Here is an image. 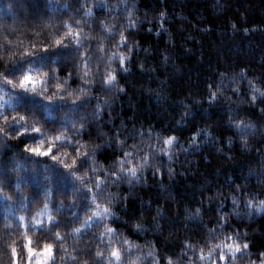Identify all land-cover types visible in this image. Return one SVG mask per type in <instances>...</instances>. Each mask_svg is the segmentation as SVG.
<instances>
[{
  "label": "trees",
  "instance_id": "1",
  "mask_svg": "<svg viewBox=\"0 0 264 264\" xmlns=\"http://www.w3.org/2000/svg\"><path fill=\"white\" fill-rule=\"evenodd\" d=\"M117 2L0 0V44L10 48L15 59L20 61L25 47L30 48L33 42L50 44L54 35L65 31L62 26L65 20H70L73 27L75 20H82L84 31L98 37L104 35L99 21L115 16L113 24L118 32L127 21L121 8L109 11ZM65 3L69 5L67 9L61 7ZM80 3L87 6L91 3L93 14L87 18V23L83 22ZM125 3L134 7L133 20L136 21V27L124 29L132 45L126 63L128 71L119 69L118 60L111 63L123 91L102 84L106 57L98 59L96 40L86 39L81 51L88 49L91 54L92 74L87 77L91 81L88 84L80 79L77 64H82L84 58L78 53L43 69L35 56L30 57L31 68L45 72L55 68L54 75L60 82L67 77V91L87 89L76 105L66 91H61L59 94L64 100L57 98L50 105L55 109L54 115L35 110L41 104H49L39 91L46 86L48 91L44 94L53 95L55 79H48L37 94L24 93L0 82V99L13 103L0 114L25 115L29 124L42 126L48 134L60 127L63 117L83 123L84 128L74 139L97 146V171L89 170L85 182L94 181L97 175L103 178L106 171L115 170L110 161H115L117 156L123 157L124 150L135 152L131 148L133 144L141 149L136 155L142 156L145 150L152 151L149 142L161 147L162 137L174 135L177 140L170 150L172 159L156 153L155 159L138 173L139 181L132 183H128L126 175L119 180L110 175L105 178L101 191L114 194L110 197L114 215L99 222L93 220L90 226L86 225L73 235L69 229L84 219L86 208L90 206L87 197L91 194L81 188L75 194L76 201L70 203V180L58 186L56 177L50 173L47 180L44 178V166L51 169L53 162L24 150L25 144L33 146L41 138L38 134L19 137L11 131L7 137L0 134V187L5 195L13 197L5 200L0 196V264H10L8 243L15 241L18 252L21 251V233L25 231L35 239L48 237L55 244L54 259L49 264H80L85 258L89 259V264H94L91 254L97 247L107 248L109 237L99 236L105 224L116 230L115 246L127 247L122 245L124 238L137 245L132 252L141 254L140 264H153V256L144 255L150 249L160 264H166L167 258H172L175 264H187L190 258L193 264H203L197 258L199 249L206 250L209 241L224 240L231 233H238L240 242L249 244V249L236 264H248L249 259L258 261L259 253L264 251V212L252 210L249 213L246 200L251 194L257 199L264 198V111L261 110L264 98L257 94V102L252 103L249 84L251 81L264 88V0H125ZM160 12L165 16L160 17ZM5 36L13 43L7 44ZM116 39L118 35L114 33L105 41L109 51H114L111 44ZM30 51L38 53L39 49L30 48ZM120 51H127V48L121 45ZM12 59L0 53V71ZM23 67L28 69L29 64L24 62ZM240 69H244L243 74ZM20 74L13 73L9 78L15 79ZM217 88V98L209 101L207 97ZM20 96L35 102V107L30 104L31 110L26 112L20 106ZM97 103L101 105L99 116L94 115ZM229 118L241 121L242 125H252L245 129L246 140L241 139L240 130L229 123ZM3 124L0 119V126ZM11 127L19 125L11 124ZM198 129H206L211 135L200 131L196 144H190L192 134ZM72 131L69 123L66 135ZM117 138L124 141L121 147L116 144ZM245 143L248 147H242ZM37 161L39 163H35ZM152 165L161 171L154 172ZM88 167L90 169V162ZM169 167L171 175L167 171ZM45 187L52 192L49 203L53 210L64 204L59 214L52 212L58 217L65 236L61 241L53 240L50 232L38 226L34 228L29 222L44 203L42 189ZM93 191L97 190L93 187ZM65 192L69 197L62 195ZM21 194L27 198L23 208L20 207ZM233 195L238 197L240 204L232 202ZM107 199L105 196L104 200ZM196 208L200 209L199 215L195 214ZM221 212L228 213L223 221L219 219ZM21 215L26 217L27 228L19 227ZM5 218L12 222L10 228L4 227ZM137 223L142 226L140 229L133 227ZM185 241L194 247L187 248ZM61 244L77 256L76 261L68 259ZM128 258L125 253L124 259Z\"/></svg>",
  "mask_w": 264,
  "mask_h": 264
},
{
  "label": "snow or ice",
  "instance_id": "2",
  "mask_svg": "<svg viewBox=\"0 0 264 264\" xmlns=\"http://www.w3.org/2000/svg\"><path fill=\"white\" fill-rule=\"evenodd\" d=\"M61 7L67 9L69 5L67 3L61 5ZM80 7L83 9L81 16L83 18V22L87 23V18H90L93 14L91 8L85 3H80ZM160 17L165 16L164 12L159 13ZM75 27H73V23L70 20H65L62 22V26L65 31L59 33L58 35H54L51 43H36L33 42L30 45L31 49H39V52L30 51L29 47H25L24 51L21 53L20 61L15 59V54L12 50L5 46V44H0V53H6L8 56L13 57L11 63L3 70L0 71V82L11 85L13 88H18L22 90L24 93L37 94L40 86H44L47 84L48 79H55L57 82L54 84V88L56 92L53 95H45L48 91L47 87H43L42 90L39 91V94L42 96V99L48 101L49 104L44 105L41 104L36 111H40L41 114L46 115H54L55 109L50 107L51 103L54 102L55 99L64 100V96L60 95L61 91H66L67 96L71 99L73 105H76L77 101L80 100L81 96L87 92L85 88H79L78 90L67 91V77L63 82H60L58 77H55L54 73L56 71L55 68H51L50 71H41L47 67L51 63H58L61 59L78 53L79 57L84 58L82 64H77L78 71L81 72L80 79L84 81L85 84L91 83L87 79L92 73L90 68V59L91 54L88 49H84L81 51L83 46V42L86 39H94L96 40L95 50L100 54L98 59H104L106 57L107 66L104 69V74L101 77V82L105 87H116L118 91H123V87L118 85V78L116 74V70L111 67V63L113 61L118 60V67L121 71H128L126 66L128 55L132 51V45L128 43V36L126 35L124 29L127 27H136V21L130 19L126 26H121V29L117 32L115 25L109 22H105V20H100L99 25L102 29L104 35L101 36H93L91 32H85L83 27H81L82 20H75ZM161 27L163 25L161 24ZM247 31V29H245ZM118 35V39L114 40L111 44V49L114 51H109L106 47L105 41L109 39L113 34ZM39 35V34H37ZM4 41L7 44L13 43L10 41L7 36L4 37ZM69 41L71 43H69ZM21 44L23 42H20ZM124 45L127 48V51H120V46ZM20 46L19 44L17 45ZM74 46V47H73ZM50 48H55L56 51H49ZM35 56L36 61L40 64V69L31 68L32 60L30 57ZM27 62L29 64V68L25 69L23 67V63ZM82 69V70H81ZM19 72L21 73L17 78L10 79L9 77L13 74ZM33 72L38 73L37 75H33ZM223 75V74H222ZM250 88L253 92L251 96V102H257V94L259 97L264 98V88L258 87L255 83L249 82ZM238 91V89H237ZM217 92H219V88L216 91H212L207 97L209 101H214L217 98ZM20 101L24 110L30 111L29 105L31 104L33 108L35 107V102L27 100L24 96H20ZM108 102L105 101V104ZM4 107V105L0 104V108ZM100 103L95 105L96 112L94 115L99 116ZM15 110V109H14ZM264 111V109H261ZM0 119L3 120V126H0V134L7 137L9 132H15L16 136H25L29 133L38 134L41 138L33 145L29 146L27 144L24 145L25 152L30 155H34L37 157L48 158L53 162L54 167L51 169L48 165L44 166V178L47 180L49 173L52 176L56 177L57 184L62 185L66 180H70L72 182L70 203L76 201V193L80 192L81 188L87 189L88 193L91 195L87 198L90 200V206L86 208L84 219L81 220L78 226L71 227L69 229V233L75 235L81 232V229L86 225L90 226V222L96 220L97 222L101 220L107 219L109 215H114L112 209L110 207L111 204V193H103L102 194V184L104 179L109 175L111 177L116 178L117 180L121 179L122 176L126 175L128 178V183H132L133 180L139 181L138 173L141 172L146 166L150 164L152 159H155L156 153H163L168 157L169 160L172 159L170 154V150L174 146L177 137L174 135H168L161 138L160 142L162 144L161 147H157L155 143L149 142V147L152 151H144L142 156L136 155L137 152H140L141 149L137 147V144L131 145L132 149H135V152L124 150L123 157L117 156L115 161H110L115 166V170L109 172H105L104 177L96 176L94 181L85 182L86 178L89 176V170L93 173L97 171L96 160H95V149L96 145H89L86 142L82 143L80 140L74 139L76 136L80 134L81 129L84 128V124L77 121H69L67 117H63V123L60 127L53 131L52 134H48L45 129L36 124H29L27 122V117L25 115H20L17 113L16 116L9 117L7 115L0 114ZM21 121H24V124H20ZM71 124L72 133L66 135L68 132V124ZM229 123L234 124L237 127H240L242 122H237L231 120L229 118ZM11 124L19 125L18 128L11 127ZM252 125H245L246 128H251ZM203 131L205 135H211V133L207 132V130L198 129L197 132L192 134V139L189 140L190 144H196L197 133ZM245 130H241L242 138L244 136ZM35 139V137H33ZM116 144L118 147H121L124 144V141L119 138L116 139ZM242 147H248L247 143L243 144ZM91 149L90 151L88 149ZM139 161V163H138ZM91 164L89 169L88 164ZM35 163H39L38 161ZM58 166V167H55ZM17 167H20L17 164ZM100 167H104V165H100ZM154 172H160L161 169L152 165ZM62 169V170H61ZM168 173H172V169H167ZM5 180L7 177L4 178ZM93 187L97 190L93 191ZM19 189V185H17V190ZM42 194L44 197V203L42 206L33 214L31 221H29L35 228L38 226L39 229L50 232L52 235V239L55 241H61L65 239V236L62 235L60 230V221L57 216L52 214L53 211H56L58 214L60 210L64 207V204H59L54 210L50 207L49 199L52 196V192L49 191L47 187L42 189ZM65 197H69V193H62ZM0 196H2L5 200H12V196H8L4 194L3 188L0 187ZM107 196L108 199L105 201L104 197ZM27 199L22 194L20 196V207H24V201ZM255 205V211H261L264 209V200H260L258 203L253 200L247 201V206L249 208H253ZM90 213V214H89ZM200 210L197 209V214L199 215ZM75 215V214H73ZM223 221L225 218H219ZM19 227L27 228L26 217L21 215L18 217ZM12 226V222L5 218L4 227L10 228ZM133 227L135 229H140L142 226L140 224H134ZM52 229H56L54 232ZM209 233L212 232V229H208ZM116 230L111 226L105 224L104 230L99 233L100 237L108 236V243L106 249H101L99 247L91 254L94 258V264H124L125 262V253L129 256L128 264H140L141 254H134L132 250L137 247V245L127 238L122 240V245H126L127 247H117L113 243V237L115 235ZM21 237L23 239L22 249L20 252L17 250V246L15 241L8 243L6 246L11 253L10 264H32V261L35 260V264H49L51 260L54 259V250L55 244L48 239V237H43L42 239H35L33 235L29 234V231H25L21 233ZM34 245H38V247H34ZM185 245L193 248L194 246L187 241H185ZM209 245L207 249L200 248V255L197 257L200 261H203L206 257H214L211 261V264H217V261L220 264H226L228 261L235 262L242 257L247 250L249 249L248 242H240V237L238 233L228 234L224 240H217L215 243L209 241ZM61 249L64 251L65 255L71 261H76L77 256L68 252L67 248L64 244L60 245ZM218 250V255L216 252ZM75 251V250H74ZM26 253V255H25ZM144 255L153 256V264H160L159 260H157L151 249ZM23 256V259L21 257ZM80 264H89V259H81ZM166 264H174V260L172 258H167ZM248 264H264V251L259 253V260L249 259Z\"/></svg>",
  "mask_w": 264,
  "mask_h": 264
},
{
  "label": "clouds",
  "instance_id": "3",
  "mask_svg": "<svg viewBox=\"0 0 264 264\" xmlns=\"http://www.w3.org/2000/svg\"><path fill=\"white\" fill-rule=\"evenodd\" d=\"M88 8H91V9H92L91 3H89ZM117 8H121L123 18L127 21L126 24H123V25H121V26H126V25L128 24V21H129L130 19H133V17H134V7L127 6V4L125 3V0H118L117 3H113V4L111 5V8L109 9V11H115ZM115 19H116L115 16H112V17H108V16H106V17L104 18V20H107L109 23H112V24H113V21H114ZM240 73L243 74V73H244V69H240ZM237 122H240V121L237 120ZM234 126H235V125H234ZM235 127H236L237 129H239L240 132H241L242 129L245 130V125H242V124L240 125V127H237V126H235ZM241 139L246 140V137H243V138H242V136H241ZM218 150H219V149H218ZM145 151H147V150H145ZM138 163H139V161H138ZM169 168H171V167H169ZM171 169H172V168H171ZM142 170H143V169H142ZM142 170H141V171H142ZM169 174L171 175L172 173H169ZM238 190H239V189H237V191H238ZM231 198H232V202H233L234 204H237V205L240 204V200L238 199V197H237L236 195H233ZM248 200H253V201H255V202L258 203L260 200H264V198L257 199L255 194H251V198H249V199L246 200V208H247L248 212L251 213V211L255 209V205L253 206V208H249V207L247 206V201H248ZM197 209H199V208H196V209H195V214H196V215H198V214H197ZM199 210H200V209H199ZM232 211L235 212L236 209L234 208V209H232ZM255 212H257V213H261V212H264V209H261V211H255ZM189 215H191V213H190ZM227 215H228V213H224V212H221V213H220V216H221V217H224V218H225ZM16 239H19V235L16 237ZM210 246H211V245H209V247H210ZM188 248L191 249V247H188ZM213 258H214V257H206L202 262H203V264H211V261H212ZM128 261H129V258H128L127 260H125L124 264H128ZM174 264H175V261H174ZM187 264H193L191 258L188 260ZM226 264H234V262H232V261H228V262H226ZM235 264H236V262H235Z\"/></svg>",
  "mask_w": 264,
  "mask_h": 264
},
{
  "label": "rangeland",
  "instance_id": "4",
  "mask_svg": "<svg viewBox=\"0 0 264 264\" xmlns=\"http://www.w3.org/2000/svg\"><path fill=\"white\" fill-rule=\"evenodd\" d=\"M0 104L4 105V107L0 108V113H2L5 109L10 108L13 103L9 99H0Z\"/></svg>",
  "mask_w": 264,
  "mask_h": 264
}]
</instances>
